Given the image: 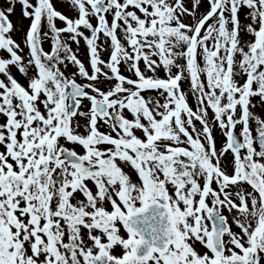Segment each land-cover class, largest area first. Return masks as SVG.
<instances>
[{"label":"snow or ice","instance_id":"1","mask_svg":"<svg viewBox=\"0 0 264 264\" xmlns=\"http://www.w3.org/2000/svg\"><path fill=\"white\" fill-rule=\"evenodd\" d=\"M0 264H264V0H0Z\"/></svg>","mask_w":264,"mask_h":264},{"label":"rangeland","instance_id":"2","mask_svg":"<svg viewBox=\"0 0 264 264\" xmlns=\"http://www.w3.org/2000/svg\"><path fill=\"white\" fill-rule=\"evenodd\" d=\"M19 15H20V10H19V7H17L16 15L12 17V19H13L14 22L19 17ZM24 23L27 24L28 22L27 21H24Z\"/></svg>","mask_w":264,"mask_h":264},{"label":"flooded vegetation","instance_id":"3","mask_svg":"<svg viewBox=\"0 0 264 264\" xmlns=\"http://www.w3.org/2000/svg\"><path fill=\"white\" fill-rule=\"evenodd\" d=\"M20 16V15H19Z\"/></svg>","mask_w":264,"mask_h":264}]
</instances>
